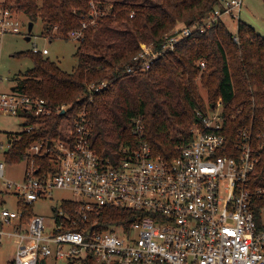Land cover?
<instances>
[{
    "label": "built area",
    "instance_id": "built-area-1",
    "mask_svg": "<svg viewBox=\"0 0 264 264\" xmlns=\"http://www.w3.org/2000/svg\"><path fill=\"white\" fill-rule=\"evenodd\" d=\"M2 1L0 37L19 34L14 14ZM241 7L242 0H220L200 24H179L158 44L140 43L124 74L149 70L183 39L222 17L238 22ZM91 14L98 15L96 9ZM92 24L83 22L68 38L83 42L84 29ZM233 40L238 43L237 32ZM33 53L48 52L34 48ZM199 66L205 68L203 60ZM106 88L105 82L88 85L89 102ZM11 89L0 90V117L17 118L25 133L44 126L30 124V117L44 119L70 108H53L42 98ZM240 115L241 109L230 110L220 98L196 109L190 138L170 159L153 156L138 117L133 125L136 143L121 146L119 160L111 162L90 148L91 124L82 111L61 124L57 138L26 148L18 182L5 178L4 155L11 140L0 143V183L17 201L15 209L0 211V245L15 246L11 264H47L48 257L71 264L88 257L94 264H264V186L253 183L264 153V118L256 134L239 129L232 146L229 122ZM55 190H69L78 201H63L60 209H53L51 228L42 216L24 219L18 202L26 208ZM106 208L127 210L139 219L128 229L105 227L99 217Z\"/></svg>",
    "mask_w": 264,
    "mask_h": 264
},
{
    "label": "trees",
    "instance_id": "trees-1",
    "mask_svg": "<svg viewBox=\"0 0 264 264\" xmlns=\"http://www.w3.org/2000/svg\"><path fill=\"white\" fill-rule=\"evenodd\" d=\"M92 0H15L6 7L22 12L31 23H43L42 35L68 39V34L84 29L83 42H76L77 65L71 73L62 71L41 53L22 52L14 57L28 58L32 68L22 80L16 78L15 90L42 98L53 108L66 105L65 114L44 119L30 117L29 123L44 126L32 133L7 134L11 140L5 153L7 165L25 158L26 148L34 141L57 138L63 122H72L85 111L90 120V148L102 159L119 160V148L133 145L134 120L143 118L145 140L155 157L170 159L177 147L190 138L195 110L203 108L198 84L206 91L207 101L219 98L230 110L241 115L229 122L230 145L239 129L256 134L264 118V38L241 21L237 22L238 43L219 19L203 32L183 39L174 53L159 58L147 71L124 74L139 44H158L177 21L191 26L200 24L220 0H93L97 16L91 14ZM264 2V0H262ZM203 60L205 68L199 62ZM105 82L107 88L93 94L86 87ZM38 162V161H37ZM40 163V162H39ZM254 186H264V153L255 169ZM31 206V205H29ZM24 219L31 213L25 212ZM72 205H68L71 208ZM139 215L123 209L106 208L99 221L102 226L128 229ZM80 264H94L91 257ZM11 264V263H10Z\"/></svg>",
    "mask_w": 264,
    "mask_h": 264
},
{
    "label": "rangeland",
    "instance_id": "rangeland-1",
    "mask_svg": "<svg viewBox=\"0 0 264 264\" xmlns=\"http://www.w3.org/2000/svg\"><path fill=\"white\" fill-rule=\"evenodd\" d=\"M2 2L5 6V4L14 3L15 0H3ZM91 2L93 4L91 11H93L96 8V4L93 0ZM10 10L18 22L19 34H6L0 37V79L2 80L0 90L4 92L10 90L11 86L17 84L13 80L16 78L22 80L25 72L32 68L30 59L17 58L14 55L22 52H31L34 48L40 51L46 49L48 53L43 56L44 58L55 62L62 71L71 73L77 65V60L74 57L77 43L69 38L67 40L63 39L60 36L44 37L42 35L43 23L40 19L33 23L32 30L28 32L29 19L20 11ZM238 18V21L246 23L264 38V2L262 0H242ZM221 20L232 34L237 32V21L227 17H222ZM179 24L184 23L177 21L173 28ZM26 38H29V40L27 41ZM198 89L203 106H205L209 103L206 91L199 84ZM20 124L21 122L17 118L0 117V143L7 141V134L16 135L21 133L23 128ZM24 167V162L6 165L5 178L16 182L22 180ZM63 201H67L65 203L70 204L78 201V199L69 190H55L50 197L37 200L24 211H29L31 215L44 217L47 227L51 228L52 210L60 209ZM16 203L15 196L9 193L0 183V211L2 209H15ZM63 250L68 251L69 247L63 246ZM14 255L15 246L13 243L4 242L0 245V264H10L14 259ZM46 263L71 264L68 260L56 261L50 257L46 259Z\"/></svg>",
    "mask_w": 264,
    "mask_h": 264
},
{
    "label": "water",
    "instance_id": "water-1",
    "mask_svg": "<svg viewBox=\"0 0 264 264\" xmlns=\"http://www.w3.org/2000/svg\"><path fill=\"white\" fill-rule=\"evenodd\" d=\"M32 26H33V23H29V25H28V32H30L31 30H32ZM26 40L28 41L29 40V38H26ZM11 90H14V88H12ZM62 114V113H61ZM40 264H45L44 263V260H41L40 261Z\"/></svg>",
    "mask_w": 264,
    "mask_h": 264
},
{
    "label": "crops",
    "instance_id": "crops-1",
    "mask_svg": "<svg viewBox=\"0 0 264 264\" xmlns=\"http://www.w3.org/2000/svg\"><path fill=\"white\" fill-rule=\"evenodd\" d=\"M15 87V85H13V86H11V88H14ZM8 139V138H7ZM4 142V141H3Z\"/></svg>",
    "mask_w": 264,
    "mask_h": 264
}]
</instances>
